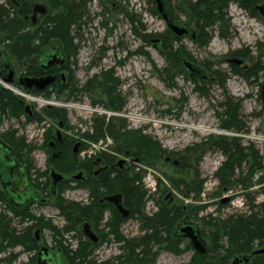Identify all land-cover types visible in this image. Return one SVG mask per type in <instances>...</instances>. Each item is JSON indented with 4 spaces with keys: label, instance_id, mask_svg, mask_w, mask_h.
<instances>
[{
    "label": "trees",
    "instance_id": "16d2710c",
    "mask_svg": "<svg viewBox=\"0 0 264 264\" xmlns=\"http://www.w3.org/2000/svg\"><path fill=\"white\" fill-rule=\"evenodd\" d=\"M87 1L16 0L17 4L15 5V3L7 0L0 4V40H10V51L18 60L37 52L44 47L46 42L53 38L58 40L62 51L68 57L72 56L75 58L78 45L74 43V40L77 37L81 38L79 30L82 18L88 15L86 9ZM151 1L153 2V0ZM258 1L175 0L173 7L175 10H179L177 11L179 15H185L188 25L192 26L193 31L196 33L195 44L199 48H203L208 44L215 29H218L220 36H225L223 30L227 28L225 23L229 21L226 18V11L230 3L236 4L240 9L248 12L250 16L255 17L257 15L254 11V6ZM37 2L44 3L48 8V12L39 26L32 31H27L26 27L28 25L24 17L29 14L32 4ZM100 3L104 11H106L107 5H105L104 0H100ZM119 12L128 18L131 24V33L134 37L145 45H150V39L154 40V45L155 40H159L157 49L158 53L164 56L165 65L157 71V76L167 87L174 86L173 80L183 72V65L180 59L188 57V52L182 45L178 44L180 38L174 36L168 29L163 33H142L143 25L135 13L127 12L123 7ZM153 14H156L155 8L153 9ZM170 15L174 21H177L178 13L170 9ZM218 22L220 25L217 28ZM103 25L106 26V23H103ZM69 47L72 48L71 53H69ZM18 50L21 51L19 52ZM136 52L141 53L142 51ZM227 56H237L250 62V65L246 68H238L230 64L233 74H238L248 80L251 77L257 80L258 73L264 75V64L261 62L262 53H258L257 56H251L250 52L244 49L236 50L225 56H214L212 58V67L226 62ZM203 62L207 69L210 70V60L206 59ZM214 69L212 68V74L216 77L215 82L224 89L225 76L218 68ZM184 78L186 79V77ZM120 85L121 81L117 77L115 78L111 72H106L100 77L95 74L83 84H78L77 82L72 85L68 84V86L57 84L54 92L56 96L65 95L66 98L89 96L93 103H104L106 108L119 112L122 111L125 105V100L121 97ZM194 89L204 93L203 87L195 86ZM94 93L97 94V97L93 96ZM50 94L51 92L47 96ZM221 106L223 107L221 114L223 118L220 120V128L242 130L245 125L240 119V101L225 96ZM22 113L23 111L17 98L12 92L0 85V116L19 118ZM45 116L54 118L57 121H66V111L60 108L55 111H47ZM251 116L260 118L259 129L264 132V107L257 112L251 113ZM42 118L43 116L40 115L38 120L40 121ZM27 120L29 121V119ZM113 121H118V124L116 125ZM93 131L96 135L110 136L119 145L120 150H133L137 154H145L152 158L161 159L163 156L177 158L179 164L176 171L184 172L185 178L182 176L173 180L172 183L176 188H181L182 193L186 191L188 195L193 194L196 198L203 190L204 180L199 179L197 170L202 156L207 150L220 151L224 156V160L213 174L218 187L220 189H231L233 186L239 185L247 189L253 185L252 180L255 174L259 172L256 183L261 186L258 192L264 196V159L252 145L244 147L237 138L230 139L226 136L210 137L206 142L189 147L183 152L173 153L161 148V145L156 140L143 133L141 129H128L123 119L109 120L108 122L104 118L95 119ZM48 139L49 137L46 135L42 148L46 146ZM8 141L14 145L16 151L22 153L19 157L22 158V162L25 165L28 180L33 183L32 185L36 189L40 190L41 194L47 193L51 197L53 204L58 210V216L63 220V224L57 226L52 223L51 219H45L42 215H35L29 205L17 208L7 203V209L0 211V252L1 250H9L8 256L2 259L3 264H13L16 261L18 254H14L13 249L17 246L22 247L23 251L36 249L33 234L35 228L50 232L54 243L61 248L62 255L69 264H93L90 256L96 247L89 243L88 240L83 239L80 227L84 222H88L94 228H97L102 221L104 210L107 209H109L111 215L105 224L108 228V234L104 235V238L108 239L107 237L111 236V240L119 246L118 255L112 258L113 260L109 264H156L160 251H169L174 255H179L184 250L191 249L186 242L183 248L179 247L184 242L174 236L176 225L189 213L197 216L198 212L203 210V206H186L183 208L176 203L168 204L163 199V191L159 190L160 194L158 196H156L155 192L150 194L143 186L139 174L133 175L131 172L126 171L117 173L114 176H109L106 173L99 177H91L89 184L94 187L90 188L89 196L91 201L88 205L63 197L62 193L69 187L66 184L69 182L67 179L59 183L58 193L52 195L48 185V170L40 171L36 169L30 157L35 147L27 144L22 137L15 136L14 131L9 133ZM48 153L50 154V151ZM183 155L189 156V159H194V170L188 169L191 162L187 165L185 162L187 157ZM65 158L67 157L64 154L62 159H55L53 163L55 168L61 173L70 174L74 170L73 167L77 165V160L76 158L72 160L71 169L70 165L60 164V162L65 161ZM246 162L249 168L240 169L242 164ZM238 170L239 173H236ZM33 173L35 176L31 178ZM83 186L81 185V187ZM115 192L122 194L124 205L129 210V215L126 218H122L108 203V205L103 204L102 206L97 204L98 199L103 195ZM147 201L153 202V206H155V211L150 214L145 211ZM38 204L41 205V202H38ZM248 208L247 214H232L225 217L208 215L206 220L203 219V222H201L209 231L208 236L210 237L207 253L202 255L194 252L191 261L187 264H228L233 257L243 256L258 247L263 248L264 199L257 205L254 204V199H249ZM8 212L12 216H9ZM130 218L138 221L139 231L142 234L127 238L123 235L121 227ZM13 219L21 226L20 229L13 226ZM250 264H264V254L252 255Z\"/></svg>",
    "mask_w": 264,
    "mask_h": 264
},
{
    "label": "rangeland",
    "instance_id": "374dc122",
    "mask_svg": "<svg viewBox=\"0 0 264 264\" xmlns=\"http://www.w3.org/2000/svg\"><path fill=\"white\" fill-rule=\"evenodd\" d=\"M3 2V0H0V4ZM104 3L110 13H107L106 10L103 15L104 8L100 0L87 1L88 15L82 18L79 30L81 38L77 37L74 41L78 45L75 74L77 83L83 84L88 75L86 67L98 54L103 56L101 64L106 66L113 65L114 59L122 60L129 57V62L117 68L115 75L121 81L119 89L121 97L125 100L122 111L117 112L100 105H90L88 102L89 96H81V99L79 97L70 99L66 98L65 95H60L58 98H43L23 92L27 104H34L39 114L43 116L42 111L46 108L47 103H57V105H60L58 107H63L62 109L66 111V126L68 128L66 131L70 130L71 133L76 132V130L82 132L85 128L83 121L88 116L100 115L105 119L110 118V120L123 119L128 129H141L143 133L156 140L161 148L166 149L168 152H183L189 147L206 142L210 137L226 136L230 139L237 138L244 147L252 145L264 159V132L259 129L260 119L251 116V113L257 112L262 106V100L258 97L259 85L257 84H264L263 74L258 73L256 84H249L253 81V77L249 79L251 82L248 83L244 77L233 74L230 69V64L233 63H228V60L232 58L241 60L240 65H235L238 68H246L250 65V62L237 56H227L226 62L212 67L213 69L218 68L224 74V89L215 82L216 77L213 74L212 82L195 83L182 73L173 80L174 86L167 87L157 76V71L165 65L158 55L159 53L153 46L145 45L134 37L131 33V24L128 18L119 12L123 7L127 12L135 13L143 25L142 33H163L166 30L165 24L157 16V13L153 14L154 3L151 0H104ZM168 3L170 9L178 13L176 24L183 25L186 23L185 15H179V12H177L179 10H175L173 7L175 0H168ZM256 15L255 17L250 16L248 12L240 9L236 4L230 3L226 11V18L229 21L225 23L227 28L223 30L225 36H220L218 29H215L208 44L203 48H199L195 44V38L188 36L180 37L178 44L184 47L193 60L200 63H204L203 61L206 59L211 60L214 56H225L236 50L247 49L251 56L262 53L261 62L264 64V25L259 19V15L257 13ZM103 23H106V26ZM217 24L218 28L220 24L219 22ZM190 27L192 28V26ZM191 33H193V28ZM139 50L142 52H136ZM145 55L149 57V60H146ZM242 63L246 67L242 66ZM97 70V67L93 68L89 75ZM195 86L203 87L204 93L195 90ZM93 96L97 97V94L94 93ZM225 96L240 101V119L245 125L242 130L220 128V120L223 118L221 117L223 112L221 104L224 102ZM94 109L97 110V113L93 111ZM42 119H44V116ZM113 122L116 125L118 124V121ZM17 123L18 121L10 119L3 121L1 130L17 129L18 135H23L27 143L34 144L35 148L30 154L33 164L36 169H46L47 167L49 174L50 168L55 167L52 161H48V164H46L45 155L43 151L39 150L40 138L42 128H46L48 125L56 127L57 123H54L51 119L46 120L44 124L25 123L23 127L18 126ZM183 156L187 157L185 160L187 165L191 162L188 169L194 170V159H189L187 155ZM172 159L178 161L177 158ZM223 160V154L216 150H207L202 156L197 170L199 179L204 180L203 190L194 200L191 196H184L182 189L176 188L172 183L173 180L182 176L185 178L184 172L176 171L178 165L164 164L161 159L160 162L149 166L148 169L150 170L143 179L144 185L150 187L149 190L146 188L147 191L152 193L153 186L159 185L158 189L163 191V194L171 195L173 201H168V204L175 202L176 204L180 203L179 205H183V207L203 206V210L199 211L197 216L189 213L185 217L198 225L205 243L208 245L210 243L209 231L203 226V219L206 220L208 215L225 217L232 214H247L249 199H254L255 205L261 203L264 199L263 194L258 192L261 186L256 183L259 172L255 174L252 180L253 185L247 189L239 185L233 186L231 189H220L213 174ZM248 168L246 162L242 164L240 169ZM236 173H239V170ZM63 176L65 178L69 177L68 174H63ZM17 183L21 187V180L20 182L17 180ZM227 196L232 197L228 204L220 205L216 201L220 198L223 200ZM63 197L80 202L87 199V193L83 189H74L66 191ZM46 198H50L51 202L31 205V211L35 215H42L45 219H51L53 224L61 226L63 220L58 216L57 208H55L49 195ZM145 211L148 214L155 211L153 202L147 201ZM13 226L17 229L21 227L16 220L13 221ZM121 231L127 238L136 236L138 234L137 221L133 218L128 219L122 225ZM102 232L104 235L108 234V230H102ZM43 237L46 243L51 244L53 242L50 239L48 230L43 231ZM107 238V240H110L100 245L98 251H96L100 258L107 259L119 253L118 244L111 240V236ZM71 241L74 243L73 240ZM184 246L185 243L179 245L181 248ZM256 249H259V247ZM13 252L18 254L13 264L27 262L28 253L22 252L19 247L13 249ZM193 253L191 249L184 250L179 255H174L169 251H160L156 264H187L191 261ZM232 259L229 260L228 264H231Z\"/></svg>",
    "mask_w": 264,
    "mask_h": 264
},
{
    "label": "flooded vegetation",
    "instance_id": "af4514ba",
    "mask_svg": "<svg viewBox=\"0 0 264 264\" xmlns=\"http://www.w3.org/2000/svg\"><path fill=\"white\" fill-rule=\"evenodd\" d=\"M3 1L5 2L7 0H3ZM8 1L15 3V5L17 4L16 0H8ZM165 2H166L167 9H168L170 20L174 24H176V22L171 18L168 0H165ZM33 4L30 7L29 14L24 17L28 25L26 27L27 31L28 30L32 31L35 29V27L39 26L40 23L42 22V19L46 16L48 12L47 6L43 3L46 6V13L45 14L38 13L36 15L35 20L32 21L30 16L33 13L32 11ZM257 5L259 7L258 11L255 9ZM262 6H264V0H259L254 6V11L259 15V19L264 25V7ZM107 13H110L108 9H107ZM176 25L183 28L185 30V33H183L180 36H176L174 33L171 32V30L168 28L166 24H165V28L168 29L177 38L188 36L190 38L196 39V33L194 31L193 33H191L192 28L190 27V25H188L187 22L184 23L183 25H179V24H176ZM151 40L152 39H150V46H153L152 45L153 41L151 42ZM9 44H10L9 39L0 40V84L2 83L3 78L9 79L10 82L8 83V85L12 86L13 88H15V90H17L18 92H21L22 94L24 92L29 95H36V96H40L43 98H58L59 96H56L54 92V88L57 84L68 86V84L72 85L74 82H78L76 81V74H75L76 73L75 72L76 71V57L75 58H73L72 56L68 57V55L62 51V48L60 44L58 43L57 39L55 38L50 39L48 42H46L43 48L39 49L37 52L21 60H18L16 57L12 55V52L10 51V48H9ZM58 45L60 48L58 47ZM155 45L156 46H153V47L158 52V49H157L158 47L157 45H159L158 39H156ZM69 49H70L69 53H71L72 48L69 47ZM18 51L20 52L21 50H18ZM158 55L162 58V61H164L165 63L164 56L161 54H158ZM145 58L146 60H149V57L146 55H145ZM102 59H103V56H100L98 54L97 56L94 57L92 61L89 62L88 67H86V71L88 75L86 76L85 78L86 80L84 81V83L88 80V78L94 76L95 74H97L100 77V76H103V74H105L106 72H111L113 76L115 77L117 68H119L125 63H128L130 60L129 57L124 58L122 60L114 59L113 65L106 66L104 64H101ZM180 62L183 65L182 73L188 76V79H190L191 81L195 83L212 82V59L210 60V63H211L210 70L207 69V66L204 63L196 62L189 55L188 57H182L180 59ZM185 62H188L190 64L192 70H195V69L197 70L195 71V73L193 72L194 73L193 76L191 75L190 72L188 73L186 71ZM242 66L246 67V65H243V63H242ZM96 67L98 68V70L95 73H91L89 75V72L93 68H96ZM9 73L11 74L9 75ZM25 77H28V78L52 77V81L48 85H46L43 89L38 90L35 88H26L24 86V83H22L24 82L23 79ZM244 79L248 81V83L251 82L250 80L246 78ZM252 80L253 81L249 84L257 83L256 80H254V78H252ZM257 85H259L258 86V95H259L258 97L261 100V85L260 83H258ZM3 88L6 89L5 87ZM49 92H51V94L47 96ZM13 95L17 98V101L19 102V105L21 106L23 113L20 114L19 118H16L13 116L8 118L5 115L0 116L1 118L0 120V211L7 209L6 208L7 203L13 205L14 207L19 208V207H23L27 205L29 206L35 205V204H38V202H41V204L51 202L50 198H46V196L48 197L47 193L41 194L40 190L36 189L32 185L33 183L28 180V175L25 171V165L22 162V158L19 157L22 153L19 151H16L14 145L10 144L8 141L9 133H12L13 131H14L15 136L22 137L26 142L25 137L23 135H18L17 133L18 130L14 128H10L8 130H3V131L1 130L2 122L8 121L9 119L16 121V122L18 121L17 125L20 127H23L25 123L30 124L31 122H34L35 124H44L46 120H50V119L54 123H57L56 127L48 125L46 128H42L39 150L43 151L45 155L46 164H48L47 162L50 161V158H51V161L53 162V160L55 159H62V156L65 154V157L67 158H65V161L60 162V164L70 165L72 169L71 162L72 160H74V158H76L77 165L74 166L73 167L74 170L70 174H68L69 175L68 178H65V176H63V173L58 171L57 168H50L49 183H48L49 189L51 190L52 195L57 194L58 189H59L58 188L59 183L61 181H64V179H67L69 182H67L66 184L69 187L66 188V190L62 193V195H64L66 191H70L74 189H83L87 193V199L85 201H80V202L84 205H88L91 201L89 192H90V188L94 187V186L93 187L90 186L89 184V179L91 177L93 178L99 177L100 175H104L106 173L109 174V176H114L117 173L126 171V172H131L133 175L139 174L141 176V182L143 186L146 188V186L143 183V179L145 175L148 173V170H150L148 169L150 168L149 166H152L153 164L160 162L161 159L164 164L172 163L175 166L178 165L179 161L172 159V157L170 156H163L160 159L157 157L152 158L150 156H146L145 154H137L133 150H120L119 145L110 136L108 135L100 136V135L94 134V131H93L94 120L104 118V117H101L100 115L88 116L86 120L83 121V123L85 124V128H83L82 132H77L76 130V132L71 133L70 130L66 131L68 128L66 126L67 122L65 120L57 121L54 118L45 116V113L47 111H55L58 108L60 109L63 108V107H58L60 105H57V103H49V105H47L46 108L43 109L42 111V114L44 113L43 115L44 119L39 121L38 118L40 114H39V111L35 108L34 104H27L24 100V96H23L24 94L20 96L18 94L13 93ZM76 97H71L70 99H76ZM79 99L81 98L79 97ZM88 102L90 103V105H93V106L100 105L101 107H105L104 103H99V102L93 103L90 99ZM261 103H262L261 108H263L264 102L262 101ZM26 106H28V108ZM106 109H109V108H106ZM93 111L97 113L96 109H94ZM27 119H29V121ZM105 120L106 122H108L110 118H107ZM46 135L47 137H49V139H48L46 146L42 148L45 143ZM27 144L35 147L34 144H31V143H27ZM48 151H50V154L48 153ZM175 161L177 162L175 163ZM53 166L55 167V164H53ZM39 170L40 171L47 170V167L46 169H39ZM52 170L59 173L63 177L62 179H60L53 185H52V180L50 177V172ZM76 175H80V177L78 179L73 178ZM34 176L35 174L33 173L31 178ZM16 179L19 182L21 180V183H20L21 187L18 185ZM81 185H84V186L81 187ZM158 187L160 186L156 185V187L154 188V192L157 195L160 194ZM148 192L151 194L150 191ZM114 194H121V193L115 192L112 194L103 195L100 199H98L97 204L99 206H102L103 204L108 203L119 213V215L122 218H126L129 214L126 217H123L115 205L105 200L106 197L114 195ZM183 194L186 197L191 196L193 200L196 199V197L193 194L188 195L186 191ZM231 198L232 197L227 196V201L224 203L221 202L222 201L221 198L217 199L216 201H218V204L224 205V204H228L231 201ZM163 199H166L167 202L173 201L171 195H168V194L166 195L164 194ZM121 202H122L123 207L127 209L124 205L122 194H121ZM8 215L12 216L10 212H8ZM110 215L111 214H110L109 209L104 210L102 214V221L100 222L97 228H94L92 225H90L87 222L90 226L91 231L97 237V240L95 242L88 239L82 233L83 239L88 240L89 243H91L94 247H96V249L90 256L91 260L93 261V264H109L110 261L113 260L112 258L116 256V255L111 256L105 259V258H100V255L98 256L97 255L98 253H96L100 245L109 241L104 238V234L102 230H105V231L108 230L105 224L108 218L110 217ZM135 221L137 220L135 219ZM182 222L193 223L189 221L186 217L182 220ZM177 226L178 225H176V228ZM36 230H38L37 234H35ZM43 231L44 229H39V228H35L33 230L36 249H33L31 251H23L22 247L17 246L21 249L22 252H26L29 254V257L26 263L29 262L31 264H53L52 261L54 260V256H60V258L63 259L65 264H69V262L62 255L61 248L58 247L56 243H54L51 236H50L51 237L50 239L51 241H53L51 244L46 243V241H44ZM139 234H142V232L139 231V226H138V234L136 236H138ZM174 236L179 238L180 241L184 243L186 242L190 245L189 240L187 238L179 237V236H176L175 234ZM200 236L204 240L201 231H200ZM41 247L46 248V251H44L46 256L43 255V252L42 254H39V252L41 251ZM191 250L192 252H195L192 247H191ZM207 250H208V244H206V253H207ZM13 253L15 254V252ZM251 253L252 252H249L243 255V256L248 257V264H250V260L252 257ZM8 254H9V250H1L0 264H3L2 259L6 258ZM243 256L240 255L236 257L242 258ZM239 264H243V262L241 261L239 262Z\"/></svg>",
    "mask_w": 264,
    "mask_h": 264
},
{
    "label": "water",
    "instance_id": "95a60500",
    "mask_svg": "<svg viewBox=\"0 0 264 264\" xmlns=\"http://www.w3.org/2000/svg\"><path fill=\"white\" fill-rule=\"evenodd\" d=\"M154 6H155V10L157 12V15L159 16V18L166 23V25L176 34V35H182L183 33H185V30L181 27L176 26L169 17V13H168V9L166 6V2L165 0H153ZM264 7V6H262ZM259 9V7H258ZM32 15H31V19L32 21L35 20L36 15L38 13L40 14H45L46 13V6L42 3H35L33 5L32 8ZM156 42V41H155ZM230 62H233L235 64H240V61L235 60V59H231L229 60ZM185 66H186V71L189 73H191V75L193 76V74L195 73V70L191 69V66L188 62H185ZM194 72V73H193ZM11 73H9L10 75ZM24 82V86L26 88H35L38 90L43 89L46 85H48L51 81H52V77H41V78H28L25 77L23 79ZM3 83L8 84L10 81L9 79H2ZM262 97H263V102H264V85L262 86ZM28 108V106H26ZM177 161H175L176 163ZM50 177L52 180V185L55 184L57 181H59L60 179H62V175H60L59 173L55 172L54 170H52L50 172ZM80 177V175H76L73 178L78 179ZM106 201L112 203L113 205L116 206V208L118 209V211L122 214L123 217H126L129 214V211L127 209H125L122 205L121 202V194H114L111 196H108L105 198ZM227 201V198H224L221 202L224 203ZM82 233H84L85 235H87L89 238H91L93 241H96V236L93 234V232L90 229V226L87 222H84L81 227H80ZM38 233V230L35 231V234ZM176 236L179 237H183V238H187L189 240V243L191 245V247L194 249V251L198 254H202L204 255L206 253V244L205 241L201 238L200 236V231L198 229V226L196 224L193 223H184V222H180L176 228V232H175ZM44 251H46L45 247H41V251L39 252V254H42L46 256V254L44 253ZM252 255H258V254H264V248H259L256 249L254 251H252L251 253ZM243 262V264H248V257L243 256L242 258L239 257H235L233 258L231 264H239V262ZM53 264H65L63 259L60 258V256H54V260L52 261Z\"/></svg>",
    "mask_w": 264,
    "mask_h": 264
},
{
    "label": "bare ground",
    "instance_id": "6f19581e",
    "mask_svg": "<svg viewBox=\"0 0 264 264\" xmlns=\"http://www.w3.org/2000/svg\"><path fill=\"white\" fill-rule=\"evenodd\" d=\"M255 9L258 11V5L255 7ZM157 13V12H156ZM158 16V15H157ZM159 17V16H158ZM166 24V23H165ZM176 25V24H175ZM176 26H178V25H176ZM179 27V26H178ZM169 28V27H168ZM170 29V28H169ZM171 30V29H170ZM171 32L172 33H174L172 30H171ZM175 34V33H174ZM176 35V34H175ZM176 36H179V35H176ZM153 41V39L151 40V42ZM232 59H235V58H232ZM229 60H231V59H229ZM235 60H238V59H235ZM238 61H240V64H241V60H238ZM229 63H233V62H230V61H228ZM234 65H239V64H235V63H233ZM0 85H2L3 87H5L7 90H10V91H12L14 94H18V95H23L21 92H18L17 90H15V88H13V87H11L10 85H4V84H0ZM264 85V84H263ZM262 85V86H263ZM262 86H261V100L263 101V97H262ZM24 96V95H23ZM47 105H49V103H47ZM74 107V106H73ZM84 234V233H83ZM85 235V234H84ZM88 239H90L91 241H93L91 238H89L87 235H85ZM96 240H97V237H96ZM93 242H95V241H93Z\"/></svg>",
    "mask_w": 264,
    "mask_h": 264
}]
</instances>
